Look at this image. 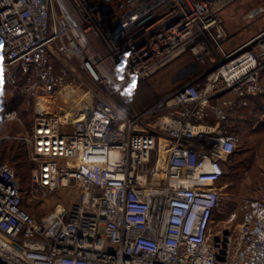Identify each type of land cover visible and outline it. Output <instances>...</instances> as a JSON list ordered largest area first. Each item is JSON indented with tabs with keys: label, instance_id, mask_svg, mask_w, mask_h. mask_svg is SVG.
<instances>
[{
	"label": "built area",
	"instance_id": "built-area-1",
	"mask_svg": "<svg viewBox=\"0 0 264 264\" xmlns=\"http://www.w3.org/2000/svg\"><path fill=\"white\" fill-rule=\"evenodd\" d=\"M242 1L0 0V99L3 79L35 164L25 190L0 161V264H264V185L216 217L234 127L264 96V31L227 49ZM190 56L203 72L133 107L135 84Z\"/></svg>",
	"mask_w": 264,
	"mask_h": 264
},
{
	"label": "rangeland",
	"instance_id": "rangeland-1",
	"mask_svg": "<svg viewBox=\"0 0 264 264\" xmlns=\"http://www.w3.org/2000/svg\"><path fill=\"white\" fill-rule=\"evenodd\" d=\"M259 7H264V0H243L225 12V29L228 33L227 49L241 46L264 31V11L253 19H246L251 11ZM204 70L205 68L192 56L172 64L153 79L147 81L144 90L148 91V95L146 94V101L143 104L156 103L168 93L190 83ZM132 105L135 108V105ZM244 116H249L250 122L241 126L242 141L237 154L232 161L227 162V174L220 184L222 187V206L216 215L217 220H222L227 214L235 211L245 198L259 194L264 185V107L260 109L256 104H253L250 109L244 112ZM31 122L32 116L28 114L23 117L22 125L7 124L0 126V138L11 132L21 133L29 130ZM9 145L12 143H0V159L11 162L12 158L3 153ZM13 145L22 144L15 143ZM23 168L20 171V176L24 182H27L35 169V164L27 160ZM62 195L56 193V197L46 203V210L53 208ZM76 198L75 194L63 200L73 202Z\"/></svg>",
	"mask_w": 264,
	"mask_h": 264
},
{
	"label": "trees",
	"instance_id": "trees-1",
	"mask_svg": "<svg viewBox=\"0 0 264 264\" xmlns=\"http://www.w3.org/2000/svg\"><path fill=\"white\" fill-rule=\"evenodd\" d=\"M204 68V67H203ZM147 83V81L144 82H139L137 84H135V86L132 88V90L129 92V96L131 98L132 104L135 105V108L138 110L143 109L144 107H148L152 104H143L146 100L145 96L146 94L148 95V91L144 90L146 87L145 84ZM116 100L119 102L120 105H124V101L123 99L120 97V95H117ZM154 104V103H153ZM253 104H256L257 107H259L260 109H262L264 107V96L261 97H256L253 98L251 100V106ZM10 109H16L18 110V112L21 114L22 117H25V115H28V111L26 110V108L24 107V104L21 102H17L15 99H12L9 95H8V87L5 84V82L3 81V79H1V99H0V113L6 111V110H10ZM249 116H244L236 125H235V129L240 131L241 126L244 123H249ZM7 124H14V125H18L17 123H6V124H0V126H4ZM18 134L19 133H15V132H11L8 133L4 136H2L0 138V143L4 142H11L12 145H9L8 147H6L3 151V153H5L6 155H8L9 157L12 158L11 162L15 164L16 169H17V175L18 178L23 186V188L25 190H28L30 188V183H31V176L32 173L30 175V178L27 182H24L23 179L20 176V171L23 170L25 162L27 160H30V156H29V152H28V148L26 143L18 138ZM22 144V145H13V144ZM24 145V147H23ZM237 154V152L231 156V158L229 160H233V158L235 157V155ZM3 162H8L6 160H1ZM31 161V160H30ZM225 168H226V174H227V163L225 164ZM226 174L224 176V178L226 177ZM223 178V179H224ZM222 179V181H223ZM221 181V183H222ZM40 206V204H34V205H27L26 203L24 204V208L26 210H28L30 213L32 214H37V216H39V213H35V210L38 209Z\"/></svg>",
	"mask_w": 264,
	"mask_h": 264
},
{
	"label": "water",
	"instance_id": "water-1",
	"mask_svg": "<svg viewBox=\"0 0 264 264\" xmlns=\"http://www.w3.org/2000/svg\"><path fill=\"white\" fill-rule=\"evenodd\" d=\"M263 11H264V7H259L258 9L251 11L246 19H253L254 17H256L258 14H260Z\"/></svg>",
	"mask_w": 264,
	"mask_h": 264
}]
</instances>
